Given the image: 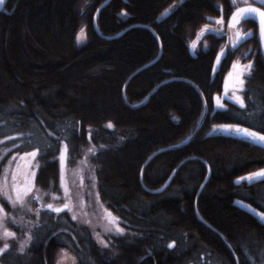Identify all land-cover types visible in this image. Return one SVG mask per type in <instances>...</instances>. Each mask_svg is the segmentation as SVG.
I'll list each match as a JSON object with an SVG mask.
<instances>
[{"label": "trees", "instance_id": "1", "mask_svg": "<svg viewBox=\"0 0 264 264\" xmlns=\"http://www.w3.org/2000/svg\"><path fill=\"white\" fill-rule=\"evenodd\" d=\"M102 1H6L0 150L35 151V185L57 191L61 149L69 165L88 149L98 196L122 232L101 246L65 211L43 212L26 250L7 249L0 262L55 264L66 249L72 264H264V177L242 179L264 166V148L221 131L236 122L264 133L255 21L240 20L247 35L237 42L236 32L204 31L220 19L228 28L231 0H108L98 33ZM135 23L149 24L161 49L141 25L105 37ZM234 59L251 65L243 104L219 105Z\"/></svg>", "mask_w": 264, "mask_h": 264}, {"label": "rangeland", "instance_id": "2", "mask_svg": "<svg viewBox=\"0 0 264 264\" xmlns=\"http://www.w3.org/2000/svg\"><path fill=\"white\" fill-rule=\"evenodd\" d=\"M251 0H236L237 6L253 4ZM211 25V26H209ZM218 28L217 23H208L205 28ZM83 30L77 34L78 39L83 38ZM224 48L218 49L214 64L216 65ZM249 61L234 59L223 80V89L218 97L221 104L222 97H228L238 104L243 101L241 90L244 76L249 69ZM242 82V83H241ZM240 98V101L237 100ZM206 112V105H204ZM35 151L24 153H10L0 150V249L4 244L7 249L15 253H22L31 238V228L37 223L41 213L56 212L44 207L49 203L52 206H61L74 221L85 225L94 239L101 246L108 244L111 235H118L122 231L116 216L100 200L93 169L88 160V149L81 151L78 158L69 165L64 148L59 154V178L57 191L41 190L35 185L34 176L37 163L35 157L30 155ZM64 159L61 160V155ZM258 173L249 174L247 177ZM5 231L13 233V236H5ZM74 258L66 249H60L55 256V264H72ZM0 264H3L0 262Z\"/></svg>", "mask_w": 264, "mask_h": 264}, {"label": "water", "instance_id": "3", "mask_svg": "<svg viewBox=\"0 0 264 264\" xmlns=\"http://www.w3.org/2000/svg\"><path fill=\"white\" fill-rule=\"evenodd\" d=\"M6 1H7V0H4L3 4H0V11H1V10H5V3H6ZM107 1H108V0H103L102 2H100L99 5L96 7L95 12H94V16H93V26H94V28L97 30V32H98V28H97V24H96V21H95V15H96V12L99 10V8H100L102 5H104ZM244 7L259 8V9H261V11H264L263 8H261V7L257 6V5H254V4H246V5L236 6V7L232 10V12L230 13L229 18H228V22L230 21L232 15L238 11V8H244ZM247 18H251V19H253V20L255 21V23H256V27H257V36H258V47H259L260 54L262 55V58L264 59V31H262L261 20H260V18H259L258 15H256V16H248ZM242 19H243V18H242ZM131 25H141V26H145L146 28H148L149 30H151V32L155 35V37H156V39H157V41H158L159 49H161V42H160V38H159L158 34H157L156 31H155V30H154L149 24H147V23H135V24H130V25H128V26L122 28L121 30L117 31L116 33L111 34V35H106L105 37H107V38L115 37V36L121 34V33H122L127 27H129V26H131ZM98 33H99V32H98ZM160 51H161V50H159L157 56L160 54ZM157 56H156L154 59H152V60L146 62V63L143 64L142 66L151 63L152 61H154V60L157 58ZM123 87H124V86H123ZM146 96H147V95H146ZM146 96H145V97H146ZM204 114H205V112L203 113L202 117L204 116ZM200 121H201V120H200ZM199 124H200V122H199ZM244 130H247L248 133H255V134H257V136H264V133H263V132H261V131H259V130H256V129H254V128H251V127H249V126H247V125H244V124H241V123H236V122H226V123H224V124H223V128H222L221 131H222L223 133H225V134H230V135L238 136V137H240V138H242V139H244V140H247V141H249V142L255 144V145L258 146V147L264 148V142L253 139V137H252L251 135H247V134H245ZM193 133H195V132H193ZM193 133H192V134H191L186 140H188V139L193 135ZM261 171H264V166H261V167L258 169V173L261 172ZM204 181H205V178H204V180L201 182V184L199 185V187H198V191H199L200 187L203 185V182H204ZM167 182H168V180H167ZM167 182H166V183H167ZM47 205H49V203L44 204V207L48 208ZM50 205H51V204H50ZM64 206H65V204H64V205H61V206H52L51 209H53V210H55V209H57V208L62 209ZM251 210H252L253 214H255V215H258V214H259V210H257L256 208L251 207Z\"/></svg>", "mask_w": 264, "mask_h": 264}, {"label": "snow or ice", "instance_id": "4", "mask_svg": "<svg viewBox=\"0 0 264 264\" xmlns=\"http://www.w3.org/2000/svg\"><path fill=\"white\" fill-rule=\"evenodd\" d=\"M4 0H0V4H3ZM236 0H233V3L235 4ZM258 15L260 20H261V25H262V31H264V11H261V9L259 8H253V7H244V8H238V11L236 13H234L229 21V26L230 27H235L237 24L240 23V20L242 18H247L248 16H256ZM215 23L217 24H223V20L220 19V20H217L215 21ZM209 29L205 28L204 31H207ZM83 35V34H81ZM236 41L238 42L240 39L243 38L242 34L237 31L236 32ZM244 35H247L246 33ZM195 46V45H193ZM246 70L247 69H250L251 68V65H247L245 66ZM242 83V82H241ZM237 100L240 101V98L237 97ZM241 104H243V101H240ZM112 125L109 124L108 127H111ZM245 134L247 135H251L253 137V139L255 140H258V141H262L264 142V136H257V134L255 133H248L247 130H244ZM67 150L66 146H65V151ZM30 155H32L33 157L36 156V153L33 152L31 153ZM61 160L64 159V155L62 154L61 155ZM258 177H264V171H261L259 173H255L253 174L252 176L250 177H246V178H242V179H254V178H258ZM48 208H52V205H47ZM65 207H67V205H65ZM55 211L59 212L61 211V209L57 208L55 209ZM261 219H264V216H261ZM119 231H122V229H118ZM5 236H13L14 234L13 233H10V232H7L5 231L4 233ZM172 245H169V247H171ZM8 248V245L7 244H4V247L3 249H0V254H2L3 251H6Z\"/></svg>", "mask_w": 264, "mask_h": 264}, {"label": "flooded vegetation", "instance_id": "5", "mask_svg": "<svg viewBox=\"0 0 264 264\" xmlns=\"http://www.w3.org/2000/svg\"><path fill=\"white\" fill-rule=\"evenodd\" d=\"M232 1V3H233V0H231ZM250 2H254L253 4L254 5H257V6H259V7H261V8H263L264 9V0H251ZM234 4V3H233ZM237 3H235L234 5H236ZM237 6V5H236ZM221 28V27H220ZM231 28L233 29V31L231 30ZM257 28V27H256ZM239 29H240V27L238 26V24L235 26V27H230V26H228V28H221V31H217V29H216V31H217V33H223V32H226V33H228L229 32V34H230V32L232 33V35L234 34V32H237V31H239ZM241 34H242V36L244 37V36H246V35H244L245 33H243V32H240ZM232 35H230V36H232ZM231 66V65H230ZM225 77V76H224ZM223 98V97H222ZM230 99V98H229ZM232 100V99H231Z\"/></svg>", "mask_w": 264, "mask_h": 264}]
</instances>
